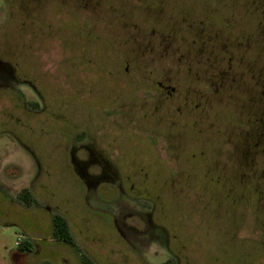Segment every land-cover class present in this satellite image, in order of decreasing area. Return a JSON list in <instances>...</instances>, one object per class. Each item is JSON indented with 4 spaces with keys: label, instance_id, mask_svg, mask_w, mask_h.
I'll return each instance as SVG.
<instances>
[{
    "label": "rangeland",
    "instance_id": "1",
    "mask_svg": "<svg viewBox=\"0 0 264 264\" xmlns=\"http://www.w3.org/2000/svg\"><path fill=\"white\" fill-rule=\"evenodd\" d=\"M261 2L163 0L152 31L133 0L96 14L0 0V264H264V154L242 176L225 156L241 124V140L251 131L252 74L264 97ZM231 11L229 33L202 31ZM226 66L243 71L239 88ZM55 214L73 245L53 237Z\"/></svg>",
    "mask_w": 264,
    "mask_h": 264
},
{
    "label": "flooded vegetation",
    "instance_id": "2",
    "mask_svg": "<svg viewBox=\"0 0 264 264\" xmlns=\"http://www.w3.org/2000/svg\"><path fill=\"white\" fill-rule=\"evenodd\" d=\"M82 1H84V5L82 7L83 8L82 10H86L85 8H89L87 11L89 13H94V14H96L95 13V9L96 8H101V7H105L106 6L105 8H107V9H115L117 7V5H119L122 2V0H82ZM133 1L135 2V4H134L135 6L132 5L133 7H135V8H137V6L144 7V8H146L145 9L146 12L149 13L148 18L146 19L147 23L145 25L147 27V29H148V27H150V29L152 31H161V29L163 27L161 22L163 20L160 19L159 21H154L153 17H157V16L161 17V14L163 13L164 8H165L163 6V0H133ZM142 1H146V4H142L141 3ZM156 1H160L161 5L159 3L156 4L155 3ZM234 1L236 2L237 0H234ZM238 1H242V0H238ZM150 2H153V4H150ZM109 4H110V6H109ZM260 5H261V7H263V8H261V10L264 11V2H261ZM256 9H259V8L256 7ZM152 10H153V12H152ZM240 12L241 11H238V14H235V13H233V11H231L229 16H227V15H218L216 18H211L209 16H204V19L206 20L207 24L205 23L206 25H204V29L202 31L204 32L205 29H206L207 32H210V30H225V32L229 33L232 30V28H235L234 26H236V24L239 25V23H240L239 20L240 19H238V16H242ZM181 14H182V12L178 16H180ZM188 14L189 13H185V12L183 13V15H188ZM86 15H89V14H86ZM130 16H132V15H130ZM125 17H127V16H121L120 18H125ZM173 21L175 22L176 19H174ZM217 21H221L219 23L220 28L218 26L217 29H215L216 24H218ZM213 23H215V24H213ZM123 24H125V22H123ZM123 24H121V26ZM159 25H161V27H159ZM177 26H178V28H181L182 26L184 28V25H177ZM135 27H137V26H135ZM155 27H157V28H155ZM166 27H168V26H166ZM173 27L178 30V28H176L175 25ZM199 32H201V30H199ZM256 33H252L251 38L247 37L244 41L241 40L240 46H241V43L244 45V47L245 46H250L251 44H253L255 42L258 43V41H256V37H257ZM204 41H206V40H204ZM244 47H243V50H244ZM240 55H241V53H240ZM241 57L243 59V62L247 63L246 59H244V56L241 55ZM221 59L222 60H225V59L231 60L232 57L231 56L227 57L224 54V56ZM257 60H258V58L255 59L254 66H256V65L258 66ZM239 64L241 65L242 63H239ZM4 66H5V64L0 62V70H3ZM124 69L127 70L128 67L126 66ZM209 69L211 71V67ZM228 69H229V67L226 66V68H225V76H226L227 79L229 77H231L232 78L231 82H234V83L230 84L231 89L233 87L235 89L239 88L240 87L239 84L241 83V79L243 77V71L240 70L239 72H235L233 74V76H232L231 73L228 72ZM221 72L223 73V71H221ZM211 76H212V74H209V78ZM252 77H253V79H251L252 81L250 83L252 84V88H253L252 91L255 94V95L253 94V98L255 97V99H253V101L249 105L250 109L247 110L248 116H246V119L248 120V123L250 122L251 131L250 132H246V136L247 137H246V139L244 141L241 140V138H242L241 135L244 133L243 129L239 128V127L242 126V124H241L237 128L240 132L238 131V133H237V139L235 140V144H232V143L230 144V142L229 143L226 142V144L229 145V148H228L229 152H228V154L226 152L225 156L226 157L228 156V158L230 160H232L233 164L236 163V164H238L241 167L242 171L240 173V176L244 175V171L245 170H244V167H243L244 166L243 163H244L245 160H247L249 158V155L258 156L261 151L264 154V97H262V96L260 97L259 95H256L257 91H255L256 90L255 86H257V85L252 83V82L255 81L253 74H252ZM140 83L143 84V85L140 84L142 87H144V85L146 86V83L144 82L143 79H140ZM155 85H158L160 87V89H159L160 90V96L164 95V92H166L167 93L166 97L168 98V96L172 95L174 93V91H175L174 87H170L168 85H165L160 80ZM241 85H242V83H241ZM29 86H30L32 91L35 90V88L32 86V84H30ZM226 87L227 86H223L222 88L224 89ZM171 91H172V94L170 93ZM36 93H38V92H36ZM194 93L195 92H192V95H191L192 99H194ZM262 93L264 95V91ZM116 94H117L118 97L120 96L119 93H116ZM36 96H37V98H39L38 94H36ZM189 96H190V94H189ZM162 101H163V98H162ZM260 102H262V105L260 104ZM32 103L35 106L37 105L36 101H33ZM241 109H243V108H241ZM250 113H251V116L249 117ZM82 134L84 135L85 133H82ZM249 135H251L250 138L248 137ZM239 137H240V139H239ZM71 155H72V153H71ZM100 162L102 163L101 159H100ZM102 166L105 167V165L103 163H102ZM106 170L109 171L108 168H106ZM256 171H257V169L255 170L254 168H252V172L250 173V175L251 174L254 175ZM148 222H149V218H148ZM150 228H151V226H150Z\"/></svg>",
    "mask_w": 264,
    "mask_h": 264
},
{
    "label": "trees",
    "instance_id": "3",
    "mask_svg": "<svg viewBox=\"0 0 264 264\" xmlns=\"http://www.w3.org/2000/svg\"><path fill=\"white\" fill-rule=\"evenodd\" d=\"M30 191L27 188H23L20 193L18 194L19 199L27 203L28 199L30 198ZM52 235L55 239L60 242L73 245L74 239L73 235L69 229L68 223L64 216L60 214H55L52 218ZM18 249L20 251H26L30 249L29 241L22 239L19 243H17ZM43 264H53L50 261H44ZM82 264H92V262L84 256L82 258Z\"/></svg>",
    "mask_w": 264,
    "mask_h": 264
}]
</instances>
